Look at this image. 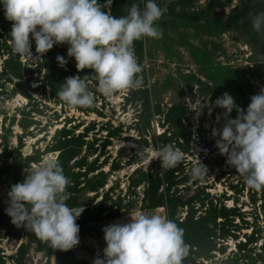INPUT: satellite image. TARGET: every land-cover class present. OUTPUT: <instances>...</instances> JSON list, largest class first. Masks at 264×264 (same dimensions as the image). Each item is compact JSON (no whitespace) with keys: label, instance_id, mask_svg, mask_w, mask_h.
I'll use <instances>...</instances> for the list:
<instances>
[{"label":"rangeland","instance_id":"374dc122","mask_svg":"<svg viewBox=\"0 0 264 264\" xmlns=\"http://www.w3.org/2000/svg\"><path fill=\"white\" fill-rule=\"evenodd\" d=\"M132 1L139 2L141 8L146 2ZM246 1L155 0L157 4L167 2L172 13L156 22L163 33L162 38L142 39V47L134 49L143 68L139 74L141 86L105 97L96 92L97 81L94 74H90L87 83L89 90L95 94V103L89 108L71 107L63 103L49 77L48 82L45 79L48 72L43 65L45 57H49L58 46L61 53L55 52L56 57L63 56L67 64L75 62L74 58L67 56L68 46L63 49L62 45H54L42 57H20L13 53L10 39L2 40L6 35L0 28L3 36L0 35V74L4 72L6 61L19 63V76L12 77V83L5 82V76L0 79V85L3 84L0 87V164L4 156L19 145L18 136L23 137L22 156L33 155L37 151L41 154L42 162L46 157L58 156V151L43 152L55 132L63 127L74 128L76 135L87 132L84 146L69 164L84 157L86 165L96 160L97 170L88 177L100 171L106 175L102 188L79 195V202L90 203L89 210H93L92 215L98 218V221L85 226L102 230L114 222H126L127 215L133 211L145 212L141 209V200L146 181L141 172L149 173L158 167L161 174V161L154 159L153 154L165 145H172L181 150L184 159L176 166V180H173L171 192L180 196L182 201L190 200L192 203V206L187 205L179 210L180 221L190 208L192 212L195 210L193 219H199L205 214L210 201L217 209L225 206L238 210L237 215L227 219L229 236L215 240L209 258H194L189 264H263L264 251L260 245L263 244L264 229H261L260 239L255 242L251 234L255 228L264 227V214L260 206L264 191L252 190L245 185L243 177L226 164L225 156L219 154L215 147L216 138L211 134L213 127L219 128L224 122L223 118L219 123L216 121V116L224 111L214 107L218 97L227 92L235 98L240 108L246 110L251 102L250 97L264 87V34L251 27V15L259 13L253 11L251 5L262 4L264 0H250L248 8L241 15L232 12ZM98 2L103 4L104 0ZM109 11L116 16L111 9ZM231 21L238 23L228 25ZM136 45L137 42L134 43ZM32 52L35 57L34 41ZM62 70L70 76H77L76 73L70 74V67H63ZM69 75L62 73L61 82L64 83ZM15 84H20V87ZM144 90L147 91L149 107V111L145 112ZM174 107H179L182 115L180 128L164 122V115ZM201 107L202 114L197 117L196 111ZM22 110L28 114L26 129L20 125ZM148 112H151L150 116ZM236 115L233 109L231 118L234 119ZM111 129L119 132L103 146ZM26 148L27 153L24 152ZM194 149L200 150L199 159L208 169V175L198 181H192L189 175L197 162ZM17 160L12 154L8 164ZM85 168L83 166L80 171ZM77 171L78 168H75L74 172ZM198 192L203 194L197 196ZM101 199L104 201L103 211L96 215V206ZM1 205H8V196L2 187ZM111 210L115 214L106 219ZM152 212L167 217L165 208ZM83 216L84 213L79 218ZM221 220L216 219V223ZM3 233L4 230L0 231V264H17L15 257L22 245H26L23 264H56L55 255H47L44 250L37 249L35 242H27L24 232L18 238L3 236ZM79 237V245L67 252L73 254L77 264H93L97 253L103 255V248L106 247L104 239L98 242L97 238L84 235L82 230ZM239 242H247L244 250L238 249ZM252 259L256 262L252 263Z\"/></svg>","mask_w":264,"mask_h":264},{"label":"clouds","instance_id":"9594fccd","mask_svg":"<svg viewBox=\"0 0 264 264\" xmlns=\"http://www.w3.org/2000/svg\"><path fill=\"white\" fill-rule=\"evenodd\" d=\"M112 3L113 0L103 4L98 0H0L4 17L11 22L9 43L14 54L42 57L54 45H67V56L74 58L77 71L92 70L96 92L105 97L141 86L139 74L143 68L134 43L162 38L156 22L167 11L155 0H146L143 8L133 4L126 15L116 17L109 11ZM251 24L256 32L264 34V12L251 15ZM56 60L60 67H66L63 56L57 55ZM57 96L71 107L89 108L95 103L87 75L67 77ZM250 101L244 110L227 92L218 97L214 107L224 111L216 121L223 118L224 122L219 128L213 127L211 134L219 154L243 177L245 185L264 191V87ZM203 107L196 111L197 117ZM233 109L237 112L234 119L230 116ZM194 151L197 162L189 175L192 181H198L208 175V169L199 159L200 150ZM153 156L161 161L162 170L174 168L184 159L181 150L172 145L163 146ZM70 183L55 156L25 168L22 182L12 185L7 193L5 212L11 223L33 232L54 250L74 249L80 243L77 219L85 208L67 204ZM127 216L126 222L103 227L106 247L102 256L97 253L93 264H183L190 245L175 221L158 212L133 211Z\"/></svg>","mask_w":264,"mask_h":264},{"label":"trees","instance_id":"16d2710c","mask_svg":"<svg viewBox=\"0 0 264 264\" xmlns=\"http://www.w3.org/2000/svg\"><path fill=\"white\" fill-rule=\"evenodd\" d=\"M250 0H248L247 3L241 4V6H238V8H235L232 12H236L238 14H243V11L248 8V3ZM106 0H104V3ZM133 4H138L140 6L139 2H135L132 0H113L111 10L113 13L116 14V16H122L126 15V10L130 8ZM161 8H167V11L163 14L168 15L171 14V9L167 5V2H163L161 4H158ZM141 7V6H140ZM251 8L253 11L256 12H264V2L262 4L260 3H252ZM246 22V21H244ZM235 23L238 22H228V25L234 26ZM251 26V25H249ZM252 27V26H251ZM0 28L3 29L5 32V37L2 40L11 39L10 36V28H11V22L7 21L4 17V12L2 5H0ZM0 36V37H1ZM4 41V42H5ZM138 46H134V49L138 47H142V40L136 41ZM63 49L67 48V45H62ZM66 46V47H65ZM60 46L57 47V49H53L52 54L49 55V57H45L43 65L47 68V75L45 76V79L47 81V78L49 77L51 84L53 85V88H55V91L58 92L60 90L61 82L60 79H62L61 74L69 75V73L64 72L62 70V67L59 66L57 60H56V53L60 52L59 49ZM55 53V54H53ZM61 53V52H60ZM138 54L140 56V51H138ZM141 57V56H140ZM7 65L4 67V72L0 74V79H3L5 76V82L12 83V77L19 76V70L18 65L19 63L11 64L10 60L6 61ZM67 67H70V74H77L78 76H81V78H84L85 75H87V78L90 77V74H93L92 70L85 69L84 71H77L75 62L71 64H66ZM66 77V76H65ZM70 77V75H69ZM67 78V77H66ZM65 78V79H66ZM48 82V81H47ZM3 85V84H2ZM0 85V87H2ZM20 87V84H15ZM5 88V86L3 87ZM22 93L26 96L27 93L23 90H21ZM145 103L143 105V111L146 110L149 111L148 107V100H147V91L144 90L143 92ZM149 116L151 115V112H148ZM22 114V120L20 122V125L22 129L27 128V124L25 123V119H27L28 114L23 113V110L21 111ZM142 116V115H141ZM181 113H179V107L170 108L168 110V113L164 115V122L167 121L171 125L176 126L177 128H180V121H181ZM148 122V120H147ZM10 131V130H9ZM86 131H88L86 129ZM119 132V130H109L106 135V140L104 141L105 146L108 143V139L112 138L116 135V133ZM86 133H78L77 135L74 134V128L66 129L63 127L61 130H58L54 133L52 136L51 143L48 144L45 147L44 153L51 152V151H58L57 159L59 160L60 164L63 167V171L65 175L70 179L71 183L67 187V192L70 194V199L67 201V204L70 207H87L85 208L84 216L82 218L77 219V224L80 227V231L84 233V235H88L90 237L97 238L98 242L103 241L104 233L101 229L96 227H88L85 226L89 222H95L98 221L97 216L92 215L93 210H89V204L87 202L81 203L79 202V195L83 192H95L98 189L102 188L105 184L106 175L102 173L101 171L95 174L92 177H88L90 173H93L97 170L96 166V160L91 162L89 165L85 164V157L82 158L79 161H76L74 164L70 165L69 162L78 156L80 153V150L85 144V135ZM175 135V133H173ZM7 136V135H6ZM185 136V135H184ZM22 136L17 137V141L19 145L16 148L11 149L8 154L4 156V161L2 164H0V187H2L7 194L10 190V187L18 182H22L24 179V171L23 169L30 167L31 163H39L40 162V156L41 154L39 152H35L33 155H27L22 156L21 150L24 147V143L22 142ZM8 139V138H7ZM145 143V141H144ZM14 155L15 158H18L17 161L11 162V164H8V158L11 155ZM178 165V164H177ZM86 166V168L83 171H80V169ZM116 167V166H114ZM78 168L77 172H74V169ZM158 167L155 170H152L149 173H144V179L146 181V188L143 190V197L141 200V209L145 212H152L155 211V209L158 208H165L167 212V218L175 221L179 227H181L184 230V240L185 242L190 245V251L189 255L185 258L183 261V264H189L194 261V258H209L210 252L214 250L215 246V240L217 239H225L227 236H229V222L227 219L231 216L237 215L238 210L233 208H226L225 206H220L218 209L212 204L213 202L210 201V205L207 206L205 209V214L201 216L199 219H193L195 210L192 212L191 208L187 210L186 216L181 221L179 220L178 213L179 210L184 206H192V203L190 200L182 201L180 196H176L173 194L174 192H171V187L173 186V180H176V177L174 173L176 172V167L162 170L161 174L158 171ZM99 174V175H98ZM138 184V182H137ZM112 190V188H110ZM203 192H198L197 196H201ZM107 194H105L106 198ZM103 199L100 200V203L96 206L97 212L96 215L101 214L102 204L104 201ZM261 209L264 214V195L261 198L260 203ZM8 207V205H1L0 206V231L4 230L3 236H13L18 238L22 232L26 235L27 242H35L37 249L44 250L47 255L54 254L56 258V264H77L74 261V257L72 253H68L67 251H60V250H54L52 247L49 246L48 243L40 240L36 237V235L31 231H26L24 228H17L15 225L11 223V218L6 214L5 209ZM113 214L112 210L109 211V214L107 215V218H110ZM223 219L216 223V219ZM231 223V221H230ZM261 229L262 228H255L253 233L251 234L253 241L255 242L257 239H260L261 235ZM250 237V236H249ZM256 238V239H255ZM263 244L260 245L261 249L264 251V237ZM250 239L247 241L249 242ZM238 243L237 247L240 250H244L246 248V243ZM26 250V245H22L19 247L17 255L15 257V261L17 264H23V258L24 253ZM259 255V254H258ZM264 258V255L262 256ZM2 262V257H0V263ZM256 260L252 259V263H255ZM264 264V259H263Z\"/></svg>","mask_w":264,"mask_h":264},{"label":"water","instance_id":"95a60500","mask_svg":"<svg viewBox=\"0 0 264 264\" xmlns=\"http://www.w3.org/2000/svg\"><path fill=\"white\" fill-rule=\"evenodd\" d=\"M27 150H28V149L26 148V149L24 150V152L27 153Z\"/></svg>","mask_w":264,"mask_h":264}]
</instances>
